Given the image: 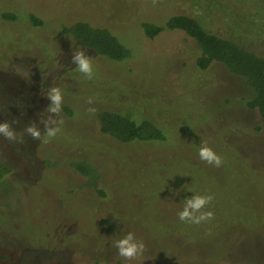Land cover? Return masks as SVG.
Returning a JSON list of instances; mask_svg holds the SVG:
<instances>
[{
	"label": "rangeland",
	"instance_id": "1",
	"mask_svg": "<svg viewBox=\"0 0 264 264\" xmlns=\"http://www.w3.org/2000/svg\"><path fill=\"white\" fill-rule=\"evenodd\" d=\"M13 1L0 0V122L15 132L0 135V264H264V128L246 104L252 88L221 62L200 69L199 44L185 31L150 38L141 27L187 13L264 55V0H161L150 8L144 0L146 10L162 6L143 19L139 0ZM88 10L121 32L128 58L96 54L63 30ZM77 50L90 59V77L77 68ZM52 88L61 92L57 112ZM104 110L150 120L165 139L104 134ZM201 146L221 163L202 160ZM195 195L211 199L189 211L212 216L181 220ZM129 232L144 248L125 258L115 241Z\"/></svg>",
	"mask_w": 264,
	"mask_h": 264
},
{
	"label": "trees",
	"instance_id": "2",
	"mask_svg": "<svg viewBox=\"0 0 264 264\" xmlns=\"http://www.w3.org/2000/svg\"><path fill=\"white\" fill-rule=\"evenodd\" d=\"M18 0L13 1V3ZM88 2V0H81ZM151 1L148 5H159L161 0ZM140 17L143 19L147 13H159V7L153 10H146L144 0H139ZM95 9V7H94ZM89 11V10H88ZM17 11H1V16L5 19L15 20L18 18ZM83 11L82 15L73 19L69 24L63 25L65 32L71 33L75 40L83 47L105 56L111 60H124L129 57L131 49L127 48L120 40L121 32L118 36L114 30L98 24L95 17ZM89 15V17H87ZM30 21L34 25L42 24V19L33 12H30ZM121 20L118 17V22ZM164 25L142 20L141 27L145 34L154 38L164 30H182L191 36L200 51L196 64L200 69H206L212 62L223 63L233 74L245 79L246 83L252 88L253 96L247 101V106L257 109L261 124L259 128H264V55L242 45L232 37H227L219 32L208 30V28L195 15L178 13L169 15L163 21ZM112 30V31H111ZM114 32V33H113ZM122 36H124L122 34ZM100 130L104 134L111 135L122 142L132 141H155L165 139L163 130L150 120H143L138 123L132 117L119 113L104 110L98 113ZM80 171L88 174L89 166L85 162L75 163Z\"/></svg>",
	"mask_w": 264,
	"mask_h": 264
},
{
	"label": "clouds",
	"instance_id": "3",
	"mask_svg": "<svg viewBox=\"0 0 264 264\" xmlns=\"http://www.w3.org/2000/svg\"><path fill=\"white\" fill-rule=\"evenodd\" d=\"M74 60L77 62V68L80 72L85 73L89 77L92 73V67L89 57L85 56L82 52L77 50L74 55ZM50 100L52 101V111H58L61 105V92L57 88H52L49 93ZM26 131L32 135L33 138L40 136V131L34 126H30ZM55 130H48V135H54ZM0 135H3L7 139H15V132L11 128L8 122H0ZM199 156L202 160L208 163L219 165L221 163L220 157L209 147L201 146L199 149ZM211 199L210 196L195 195L192 199L187 200L184 209L179 212V218L181 220H190L193 223H199L202 220L208 219L212 216L209 212H200L199 215H193L189 211V208L193 210H201ZM115 246L118 249V254L125 258H132L142 253L144 245L142 242H137L131 232L127 233L122 238L115 241Z\"/></svg>",
	"mask_w": 264,
	"mask_h": 264
}]
</instances>
